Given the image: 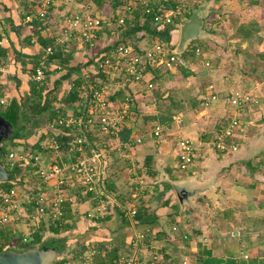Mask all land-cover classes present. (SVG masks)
<instances>
[{
	"label": "crops",
	"instance_id": "crops-1",
	"mask_svg": "<svg viewBox=\"0 0 264 264\" xmlns=\"http://www.w3.org/2000/svg\"><path fill=\"white\" fill-rule=\"evenodd\" d=\"M113 1L117 2L118 0ZM113 1L54 0L48 8L45 19L41 23L38 20L33 23H27L24 21V15L28 13L35 14L38 10L37 2L34 0H0V20L4 23V35L0 39V64L2 67V70H0V97L7 102L9 98L18 95L14 87L13 76H17L24 82L31 79L30 68L33 66V62L44 55V48L38 44L37 37L40 36L45 40H52L55 44L61 45L55 40L62 36V28L66 25L67 18L78 12L100 16L103 22L101 29L97 33L95 45L90 49L89 54L86 53V44L79 39L77 33L66 39L65 50L72 54L71 64L81 63L84 65L82 73L86 69V74L88 71L91 72V65H87V54L90 57L100 47H104L114 40L118 33V31L114 30L119 26L115 21L114 15L121 12V5L127 1L133 5H138V1L136 0H120V5H116L114 8L112 6ZM205 3L209 7L213 5L218 14L217 17L221 19L219 24L215 23L213 25L214 32H211V38L213 41L226 43L225 49L227 48L226 52L228 54H231V52L236 53L235 50H232L234 48L240 50L241 53L250 51L251 43L254 40H256L255 44L258 46L261 54L264 53L262 0H206ZM249 11L255 13V15L253 16ZM249 19L255 20L258 28L257 31L252 32L248 41L236 36V28L239 24L246 23ZM139 20L141 21L143 18L140 17ZM37 22H39L41 27H34ZM33 38H36L35 42L32 41ZM144 40L146 39H143V41L139 40V43L137 42V49L149 47L153 44L147 45V41ZM205 54L206 52H204L201 58H205ZM186 63L189 64L188 67H190L193 73L199 71L197 64L191 59L182 60L183 65ZM58 67L56 62L52 61L50 63L46 80L48 85L57 78L58 75L55 71ZM174 68H176V65L169 70L173 72ZM227 71L228 73L222 67H215L211 71L212 73L208 75L209 80H206L205 76H200L201 83L198 84L199 82L191 78H195L196 76H189L187 79H184L187 82L185 85L183 82V86L180 84L183 79H179L177 76L175 81L164 80L161 77L157 83H152V88H148L147 84L152 76L151 73H146L144 79L138 83L129 79L121 80L122 82L119 81L114 86L116 89L122 88L123 90L120 95V101L111 102L112 107L114 106L118 109L123 100L132 101V103L130 102L127 119L124 121V127L131 130L128 139L131 141L122 143L118 140V136H116L119 141L118 152H116L115 156L108 158L109 151L112 149L107 148L109 145L108 140L110 139L103 133L94 132V129L92 130L93 133L89 131L91 140L95 144L104 146L108 154V156H104V190H106L108 183L114 190L112 194L106 193V196H101L100 200H103L105 209L101 210L103 205H101L100 201L99 216L102 217L107 213H112V205H117L125 210H128L130 207L135 208L136 200L140 195L144 201V205L154 209L159 216L157 222L151 226L150 232L144 233L147 237L146 239L144 237L137 250L141 259H145L150 254L156 252L169 260L179 261L185 259L190 264H264V177H262L264 176V172L257 171L264 169V126L256 137L257 143L262 145L259 146L260 148L255 153L257 156L255 159H259L257 160L258 163L247 159L255 170L250 168L247 163L245 167L239 166L240 156L236 155L238 152L233 155L219 154L213 149L212 141L205 140V136L207 135H204V131H202V127H205L204 125H209V115L202 117L206 112H219V117L227 113L226 109L223 108L224 102L220 98L211 101L207 107L203 105L204 98H209L213 93L225 96L228 91L231 94L237 91L245 92L238 88L243 85V80L240 76L233 77L232 74L234 72H231L232 70ZM75 77L73 75L65 81L64 86L70 88L73 85L72 80ZM110 77L111 79H116V76ZM93 80L86 79L84 81L92 82ZM248 80H251V78L248 77ZM236 83L237 86L230 87L231 84L236 85ZM160 84H165L162 97H172L179 102L183 99V96H180L181 94L178 93L184 90V86L189 90L187 86L191 84L190 89L197 93L201 110H195L197 120H192V122L183 120V112L174 114L171 124L167 127H162L159 136H153L151 131L156 123L152 121L148 126L145 125L141 128L140 123L136 121L137 112L134 110V107L138 108V111H144L146 114L156 115L158 113L157 100L154 91L152 92L151 90ZM262 86H264V80H262ZM82 88H78L80 103L65 106L66 115L80 111L81 107L85 104L84 99L81 97ZM199 90L200 92H198ZM133 99L137 105H134ZM262 100L264 101V99ZM214 104L216 105L214 106ZM258 104L260 102L253 103L252 105ZM228 105L232 109L231 114L233 113L237 117L240 124L236 131L238 148L240 149L242 143H245L247 140L246 137L244 138V130L252 124V119H246L247 113L252 108L250 109L251 106L235 108L229 103ZM208 107H211L209 108L211 110L208 111ZM110 109L112 112V108ZM130 114L131 117L129 119ZM258 115H262V112ZM43 122V125L34 129V134L24 144L25 148L30 150L35 148L36 150L34 149L33 151L39 150L46 159L52 158L57 161H65L67 158H73L76 153L70 150L69 143L74 132L71 129L63 132L54 126L53 121L50 123H47L48 121ZM137 124L140 127H137ZM262 124L264 125V123H259L258 126H262ZM221 129L214 131L212 135L214 136ZM257 130L258 128L253 130L252 133H255ZM55 136L59 137V142L64 143L66 149L60 148L58 153H54L49 149L50 152L46 151L47 149L43 145L44 141L49 137L55 138ZM137 136L141 137V142L139 143L134 141ZM112 138L115 137L113 136ZM181 140H190L193 144L197 145L193 162L183 176L174 172L178 162V151ZM245 146H248V144H244L242 147ZM48 154L52 157L48 156ZM240 160L246 162L244 158ZM139 166L142 167V174L137 175L135 170ZM126 169H130V177L128 179L129 183H132V191L128 203L124 204L119 199V195L123 196L124 194L119 192L122 191L124 183V171L122 170ZM148 172L149 174L153 173L155 177L153 178L148 175ZM156 181L159 187L158 192L154 191L155 185H152ZM161 181L172 183V187L173 184L187 186L189 183H193L192 188L196 192L181 205L174 189L173 191L162 190V186L159 185ZM146 186L149 192L143 194ZM38 189L50 190V187L45 184H39L35 190ZM68 190L67 192L69 193ZM69 194L71 195V193ZM79 194L90 195L91 197L84 201H79L76 206H70L71 209L75 213L78 210V214H84L86 211H91L94 214L97 213L95 212L98 206L96 199L91 194H83L81 191ZM167 198H170V203L167 206H163L162 202ZM24 220L22 217L21 220L16 221L13 218V221H11L12 226L19 232L16 235L20 234L23 236L28 233L29 227L23 224ZM129 220L130 226L115 231L121 222L118 215L113 213L112 220L100 224V228L97 230L87 231L83 234L82 238L92 243L99 242L101 245L115 246L116 252L124 256L133 250H128L126 244L123 245L120 242V238L125 235V240L129 243L134 233L138 231L135 230L130 218ZM78 222L81 224L79 225ZM78 222H74L76 228L82 227L81 231L84 230V222ZM174 226L175 229H173ZM143 227L145 229V226ZM80 244L76 242L70 246H74L72 248L76 247L75 249L84 246ZM101 252L100 254H102ZM87 253L88 250H85L83 255Z\"/></svg>",
	"mask_w": 264,
	"mask_h": 264
},
{
	"label": "built area",
	"instance_id": "built-area-1",
	"mask_svg": "<svg viewBox=\"0 0 264 264\" xmlns=\"http://www.w3.org/2000/svg\"><path fill=\"white\" fill-rule=\"evenodd\" d=\"M34 1L38 4V10L35 14L28 13L24 15V21L27 23L44 20L49 6L54 2V0ZM142 3L146 7V13L152 12V8L147 3V0H142ZM127 9L129 10L130 6H127ZM180 13L179 10H169L166 12L153 11L152 21L156 25L171 24L173 18L181 15ZM117 14L118 17H114L115 21L121 25L124 23V17L121 12ZM102 24L100 16L87 15L81 12L75 13L67 18L66 25L62 28V36L55 41L66 45V39L77 33L82 42L94 46L97 33L101 29ZM3 35L4 23L0 20V39ZM35 40L36 38L32 39L33 42ZM195 51L198 55L202 53L199 48H196ZM51 53L52 45L44 47V55L38 59L31 74V79L38 85L46 82L47 70L50 65L47 62V57ZM180 62L182 63V60L179 58V55L174 50L169 49L160 40L155 41L149 47L139 49V51L133 46L120 44L114 52L96 61L95 70L104 71L108 75L107 78L122 75L126 79L138 83L144 79L146 74L145 69L148 66L163 65L170 69ZM205 65L208 66L209 62L206 61ZM0 70H2L1 64ZM147 87L152 88V82L148 81ZM83 88L81 90V97L84 99L85 104L80 109V113L78 115L60 116L57 120L65 128H70L74 132L69 143L70 150L76 153L74 159L70 161H57L52 158L46 159L39 150L32 151L22 147L8 152L6 164L9 169L15 166L29 167L38 179V185L45 184L50 187V190H30L23 194L19 185H14L6 190H0V224L12 221L16 214L23 216L30 224V227L37 225L41 221L60 218L63 213L64 204L68 203L70 206H76L79 203L75 195H70L63 189L65 182L70 178L76 180L83 194H91L98 202L95 210L97 213L94 214L88 211L87 215L89 217L100 215V201L101 205H103L101 210L105 209L103 200L100 199L102 195L106 196V190H104V156L106 148L100 146V144H95L88 134L93 129L103 134H117L124 120L127 118L130 102L127 99L123 100L117 113H112L110 111L112 102L108 98L111 91L108 88V84L106 86L93 85L87 93L83 91ZM217 99L216 93H213L209 98L203 99V105L207 107L211 101ZM227 101L235 108L245 107L249 102H257L256 100L252 101L248 92L238 91L231 94L227 98ZM3 104H5V100L0 97V105ZM239 126L237 117L233 115L229 122L214 136L212 141L213 149L222 154L236 151L239 147L236 136ZM162 127V125L156 124L151 134L159 136ZM134 141L137 143L141 142V137L137 136ZM43 145L54 153L60 151V143L53 137L47 138ZM195 148V144L190 140L180 141L177 162V166L180 169L186 170L191 165L195 155ZM125 213L131 219L135 214V208L130 207L128 210H125ZM173 229H175V226ZM12 233L16 235L15 228ZM144 236V232H135L131 239L133 251L113 260L111 264H190L185 259L179 261L169 260L156 252L150 254L145 259H141L137 250ZM29 238V233L22 236L24 242L29 241ZM97 253L99 252L95 248L89 250L84 255L82 264H97L94 260V255H97Z\"/></svg>",
	"mask_w": 264,
	"mask_h": 264
},
{
	"label": "trees",
	"instance_id": "trees-1",
	"mask_svg": "<svg viewBox=\"0 0 264 264\" xmlns=\"http://www.w3.org/2000/svg\"><path fill=\"white\" fill-rule=\"evenodd\" d=\"M136 1H138V5H133L128 1L124 2L121 5V14L124 17V23H122L116 28V31H118V33L116 34L112 42H110L104 47H100L90 57L88 56V54L90 52V49L93 48L94 46H90L89 44L85 43L87 46L86 53H88L87 65H91V69H90L91 72L88 71L87 74H86L87 72L86 68H85L86 69L85 72L82 73V70L84 69L83 64L81 63L74 65L71 64L72 54L71 52H67L65 50L66 45L61 44L62 45L61 46L59 44H55L52 40H45L40 36L37 37L38 44H40L43 48L48 45H52V53L48 55L47 62L51 63L53 61L57 63L59 67L56 69L55 72L58 76L56 79H54L51 82L50 85L47 84V81L42 85H38L32 79H28L26 82H24L17 76H13L14 87L17 90L18 95L9 98V100L5 102V104L0 105V115L5 114L6 118L11 124L12 129L14 130V133H12L9 137L3 139L2 141L0 162L11 173V178L8 181L0 182V190H6L14 185H20L24 177L23 171L24 170H27L28 172L31 171L29 167L24 168L21 166H15L14 168L9 169V167L6 164V156L10 151L9 148H12L11 150H16L17 148H21V147L26 149L24 146V144H26L25 142H27L28 138L34 134L35 132L34 129H37L41 125H43L42 124L43 121H48L47 123L53 121L55 127L61 129L63 132L68 131V129L70 128H65L62 124L58 123L57 120L59 119L60 116H66V111L64 109L65 106L80 103L78 88L86 86L84 85L85 84L84 80L86 79L96 80V78L97 79L102 78L103 80L106 81L108 75L104 71L99 70L94 72L95 70L94 67L96 68L97 60L103 58L104 56H107L109 53L114 52L117 46L120 44L133 46L134 48L137 49V45H136L137 40H139L140 38L141 39L151 38L153 43L155 41L161 40L166 46L168 47L170 46L171 49L175 48L176 45L175 43L177 42V31L179 30L180 23L188 19L193 10L200 8L199 7L200 5L198 3L195 9H191L188 11H185L183 9L184 11L180 13L181 15L175 16L173 18L171 24L156 25L152 21L153 11L163 12L164 8L168 10H177L175 8H177V5L179 4H177L175 0H147V3L152 8L151 10L152 12L146 13L145 12L146 7L142 3V0H136ZM120 3H121L120 0H118L117 2L113 1L112 6L115 8L116 5H120ZM127 6H130L129 10L127 9ZM117 15L118 14L114 15L115 18L118 17ZM181 16H184V18H180ZM140 17H142L143 20L140 21L139 20ZM38 21H40L41 23L42 20H38ZM34 27H41V26L39 22H37L34 25ZM257 28H258V24L255 22L239 24V26L236 28V34H237L236 36L239 37L240 39H248L249 37H251L253 31H257ZM194 45L195 46L192 47L191 49L192 54L190 53V49H188L187 46L185 51L179 55V58L181 60H189V59L193 60V58L190 56L193 55L197 57L202 56V53L208 50L207 48H209L210 45H213V41L212 42L208 41L205 43L204 40H201V38H199L198 42L195 43ZM196 48H199L202 53L199 55L196 54L195 51ZM261 56L264 59V53H262ZM37 62L38 60L33 62V66L30 68L31 74L34 71ZM178 64H176V67H178ZM182 65L183 64L181 63L180 64L181 69H183ZM145 73L152 74L150 78V81L152 83L153 82L157 83L159 78H161V74L172 77L171 71L163 65L148 66L145 69ZM180 74L183 77L184 75L191 74V72L185 71V69H183L182 71H180ZM73 75L76 76L72 80L73 85L70 88H66L64 86V82L67 81L69 78H71ZM98 86L101 85L99 84ZM122 92H123L122 88L119 89L113 88V90L111 91L108 97L109 100L112 102L120 101L121 98L120 95L122 94ZM164 110L165 112H161L158 108V113L154 116L149 117V119H152V121H154L156 124H160L163 127L169 126L173 121V115L172 113H170L172 108L170 105H166ZM79 113L80 112L77 111L76 113H74V115H78ZM130 133H131L130 129L126 127H122L117 132V134H113V135L105 134V135L112 137L118 136V140L124 143L128 141ZM55 140L57 142L60 141L58 136H55ZM5 141H9L7 145H5ZM60 148L66 149L64 143H60ZM34 149L35 148H33L32 151ZM218 153L222 154L220 152ZM72 159H74V157L67 158L65 159V161H70ZM246 163L248 164V166L251 167L250 161H246L245 164ZM252 169L255 170L253 166ZM148 175L152 176L153 178L155 177L153 173L149 174L148 172ZM157 183L158 182L156 181L152 183V185H155L154 191L158 192L159 187ZM159 185L162 186L163 191H169V190L173 191L172 183L170 182L161 181ZM76 187L78 188H76V190H73L74 191L73 193L70 191L69 193L75 194L78 202L82 200L84 201L85 199L91 197L90 195L79 194L81 188L78 185ZM106 187H107L106 193L112 194V192L114 191L113 187L109 183L106 185ZM148 192L149 190L147 189L146 186L143 194H146ZM169 203H170V198H167L162 202L163 206H167L169 205ZM0 206H1V201H0ZM111 211L112 213H107L102 217L100 216L89 217L87 215L88 211L84 212V214H78V210H77V212L75 213L71 209L70 205L66 203L63 206V213L60 218L54 220L49 219L47 221H41L37 225L31 227L29 232L30 238L29 241L27 242H24L22 240V235L16 236L12 233L14 227L12 226L11 221L4 224H0V253L7 248L20 251L35 245L54 246L61 253L64 250L68 249L72 243L77 242V243H81L80 245H84V246L80 248L78 247L75 250L76 253H81L84 248H86V250L88 251L95 248L96 251L99 252L97 253V258L95 259L96 263L111 264L113 260H116L121 256V254H118L116 252L115 246L101 245L99 242L92 243L91 241L83 240L82 238L83 234H85L87 231L97 230L100 228V224L112 220L113 213L118 215V218L121 222L115 231H119L120 229L126 226H130V220L125 213V209L117 205H112ZM158 217L159 216L156 214L154 209L144 205V201L140 195L136 201L135 214L131 218L135 230L142 231L144 233L150 232L151 226H153L157 222ZM75 221L84 222L83 223L85 227L84 230L81 231L82 227L76 228V224L74 223ZM78 224L80 225L81 223L78 222ZM143 226H145V229ZM45 232L50 233V235L47 238H44ZM144 237L146 239L147 236ZM120 242L123 245L126 244V248L128 250L133 249L131 240L128 243L125 240V235H123L120 238ZM100 251H102L101 252L102 254H100ZM68 261H69L68 258L62 257L55 260L51 264H67Z\"/></svg>",
	"mask_w": 264,
	"mask_h": 264
},
{
	"label": "rangeland",
	"instance_id": "rangeland-1",
	"mask_svg": "<svg viewBox=\"0 0 264 264\" xmlns=\"http://www.w3.org/2000/svg\"><path fill=\"white\" fill-rule=\"evenodd\" d=\"M175 1L177 2V4H179V5H177V8H175V9L179 10L180 12H182L184 10L188 11L191 9H195V7H197V4L199 3L200 8H198L197 10H198L200 16L202 17V27H201L202 36L200 38H201V40H204L205 43L210 41V40L213 41V39L211 38V36H212L211 32H214L212 27L215 23L219 24V21L221 20L220 18L217 17L218 14H217L215 8L213 7V5L211 7H209L205 3L206 0H202V1L201 0H175ZM184 4L186 7L184 6ZM261 5H262V16L264 18V0H262ZM166 11H169V10L164 8L163 12H166ZM249 13L252 14L253 16L255 15V13H253L251 11H249ZM180 18H184V16H181ZM250 22H255V20L249 19L248 21H246V23H250ZM263 22L264 21H262V23ZM180 25H181V23H180ZM114 31H116V28ZM198 39H195L191 43L188 44V49H190L191 54H192L191 49H192V47L195 46L194 44L198 42ZM249 39H250V37L247 40L249 41ZM251 39H254V38H251ZM139 40L143 41V39H141V38ZM139 40H137V42ZM178 40H179V30L177 31V42L175 43L176 44L175 48L177 46ZM144 41H147L146 42L147 45L153 43L151 38H148ZM255 43H256V40H254L251 43L250 51H246V52L241 53L240 50L237 49L238 50L237 51L236 48H234L232 50H235L236 53L231 52V54H228V52H226L227 48L225 49L226 43H224V42L219 43V42L213 41V45H211V47L207 48L208 50L205 51L206 52V54L204 55L205 58H201L202 56L197 57L195 55L190 56L193 58V60L192 59L191 60L197 64V68L199 69V71L197 73H193V71H191L190 67H188L189 64L186 63L185 65H182V67H183V69H185V71H190L191 74L184 75L182 77V75L180 74V71H182L183 69L180 68L181 63H179L178 67L174 68L173 72H171L172 77L166 76L164 74H161V77H163L164 80L175 81V78L178 76L179 79H183L182 82L180 83L181 86H183V82H184V85L187 82L184 79H187V77H189V76H196L195 78H193V77H191V78H192V80L194 79L195 81L199 82L198 84H200L201 83L200 76H203V77L205 76L206 80H209L208 75L212 73L211 71H213V69L215 67H222L224 70H226L227 73H228L227 70H232L231 72H234V74H232L233 77L240 76V78L243 80V85H241V87H238V88H240V90H243L245 92H249V96L252 99V101L256 100L257 101L256 103L260 102V104L254 106V105H252L253 103H251V102L247 103L246 106H251L250 109L252 108V110H250L246 115V119L247 118L252 119V124L249 125L248 127H246V130H244L245 136L244 135L243 136H244V138L246 137L247 140L245 143H242V145L240 146L241 147L240 149L239 148L237 149L238 151L236 150V151L232 152L231 154H226V155H233L234 153L238 152V154H236V155L240 156L239 157L240 159L244 158L246 161H247V159H251L252 161L254 160V162L258 163L257 160H259V159H255L257 157L255 155V153L260 148L259 146H262V145H259V143H257L258 140L256 139V137H257L260 129L264 126L263 124H262V126H258L259 123H264V101L262 100V99H264V95H262V94H264V86H262V80H264V73H263L264 72V59L262 58V56H261L262 54L259 51V48ZM168 48L171 49L170 46ZM175 48H173L172 50L175 51ZM253 60L258 62V63L254 62ZM206 61L209 62L208 66L205 65ZM242 62H243V65H242ZM253 66H255V67H253ZM248 77L251 78V80H248ZM115 78L116 79L108 78V79H106V81L103 80L102 78H99V79L96 78V80L94 79L95 80L94 82L86 81L85 82L86 86L83 88V91L85 93H87L90 91L91 86L99 85V84L102 86H106V84H108L109 90L112 91L114 86L119 81L126 80V78L123 77L122 75H118ZM46 79H47V77H46ZM190 85L187 86L189 88V90L184 86L183 87L184 90L183 91L181 90L182 92L178 93V94H181L180 96H183V99H181L182 102L181 101L179 102L178 100H174L172 97H168V96L162 97V95L164 94L163 87L165 86V84H162V85L160 84L159 86L155 87L151 91L153 92L157 88L154 91V94H155L156 100H157V106H158L157 108H159V110L161 112H165L164 108L166 107V105H170L172 108L170 113H172V115H174L178 112H183V114H184L183 120L184 121H186V122H189V121L192 122V120L196 121L197 119L195 117V115H196L195 110L200 111L201 105L199 103V99L197 98V95H196L197 93L195 91H192V89H190ZM233 86H237V83H236V85H232V84L230 85V87H233ZM200 88H202V87H200ZM198 92H200V90ZM228 92H226L225 96L224 95L219 96V94L218 95L216 94L217 97L220 98L224 102L223 108H225L227 111V113L225 115L219 117V115H218L219 112L218 113L217 112H212V113L206 112V114H204L202 116V117H206L209 115V120H208L209 125L208 126L204 125L205 127H202L203 128L202 131H204V135H207V136H205L206 141H213V138L216 135L215 134L213 136L212 135L213 132L221 129L232 118V115H233V113L231 114L232 109H231V107H229L227 100H226L229 96H231L230 91H228ZM262 101H263V103H262ZM130 102L132 103L131 100H130ZM133 102H134V105H137V103L135 102L134 99H133ZM215 105L216 104H214V106ZM111 108H112V113H117V111H118L117 107L111 106ZM209 108H211V107H208V109H207L208 111L211 110ZM134 110L137 112L136 121H138L140 123L141 128H143L145 125L148 126L150 123H152V119H149V117H151L152 115L146 114V113H144V111L143 112L138 111V108H135V107H134ZM260 112H262V115H258V114H260ZM130 117H131V114L129 115V119H130ZM140 125L137 124V127L138 126L140 127ZM122 127H124V122H123ZM257 128H258V130L255 133H252L253 130H256ZM106 137L108 139H110V140H108L109 145L107 148H109V149L112 148L109 151L110 154H109L108 158H110L112 156H115L116 152H118L117 147L119 146V141L117 140L116 137H115L116 139L109 137V136H106ZM263 140H264V138H263ZM8 142L9 141H5V145H7ZM244 144H248V146L242 147V146H244ZM9 146H10V144H9ZM195 146H197V145H195ZM212 147H213V145H212ZM9 149L11 150L12 148H9ZM46 151H49V150L47 149ZM64 154H66V153H64ZM105 155L108 156L107 152L105 153ZM48 156L52 157L50 154H48ZM237 156H235V158H237ZM240 159H239V162H240L239 166L245 167V161L242 162ZM143 166H144V164H143ZM250 168H252V165ZM129 170L130 169L122 170V171H124L123 172L124 173V181H123L124 183H123V186L121 189L122 191H120L119 193L124 194V195L123 196L119 195L120 196L119 199L124 204H127L129 201V198H131L130 194L132 191L131 190L132 183H129L130 181L128 179L130 177ZM186 170L180 169L179 166H176L174 172L179 173L181 176H183L185 174ZM135 171L137 172V175L142 174V167L141 166L136 167ZM257 171L264 172V169L263 170L262 169L257 170ZM23 172H24V177H23L22 182L19 185L21 192L23 194H25L26 192H28L30 190L35 191V189H37V187L39 186L38 185V182H39L38 179L35 177V175L31 171L28 172L27 170H24ZM106 174H107V172H106ZM262 177H264V176H262ZM76 186H77L76 180L70 178V179H68V181L65 182L63 189H65L66 191H67V189H69L68 191L73 193L74 192L73 190H76V188H78ZM187 186L193 187V183H189ZM17 216H19V217L17 218ZM22 217L23 216L16 214V215H14V220H16V221L21 220ZM23 224L26 225L27 227H29V231H28V233H29L30 229H31L30 224L25 220L23 221ZM17 233H19V232L17 231ZM49 235H50L49 232H45L44 238H47ZM17 236H21V235L17 234ZM72 247H74V246H72ZM72 247L70 246L68 249L61 252L58 259L62 258V257H66L69 260L68 261L69 264H82V261H83L82 257H83V254H84L86 249H83V251L81 253H76V251H75L76 247L75 248H72ZM96 258H97V255H94V260Z\"/></svg>",
	"mask_w": 264,
	"mask_h": 264
},
{
	"label": "water",
	"instance_id": "water-1",
	"mask_svg": "<svg viewBox=\"0 0 264 264\" xmlns=\"http://www.w3.org/2000/svg\"><path fill=\"white\" fill-rule=\"evenodd\" d=\"M202 17L198 10H193L188 19L179 26V40L175 48L176 54H182L188 44L202 36ZM14 130L5 114L0 115V155L3 139L9 137ZM11 173L0 162V182L8 181ZM176 197L181 205L184 204L196 190L186 185L173 184ZM60 251L54 246L42 245L32 246L24 250L16 251L7 248L0 253V264H51L58 259Z\"/></svg>",
	"mask_w": 264,
	"mask_h": 264
}]
</instances>
